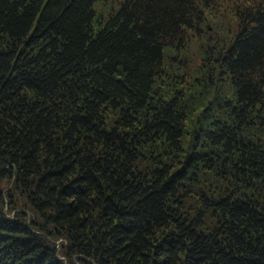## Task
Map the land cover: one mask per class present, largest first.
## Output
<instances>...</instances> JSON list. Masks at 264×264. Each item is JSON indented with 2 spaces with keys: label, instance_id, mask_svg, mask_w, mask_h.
Segmentation results:
<instances>
[{
  "label": "trees",
  "instance_id": "trees-1",
  "mask_svg": "<svg viewBox=\"0 0 264 264\" xmlns=\"http://www.w3.org/2000/svg\"><path fill=\"white\" fill-rule=\"evenodd\" d=\"M0 264H264V0H0Z\"/></svg>",
  "mask_w": 264,
  "mask_h": 264
}]
</instances>
